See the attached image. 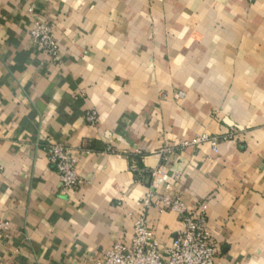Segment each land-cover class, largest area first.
<instances>
[{
    "label": "crops",
    "instance_id": "1",
    "mask_svg": "<svg viewBox=\"0 0 264 264\" xmlns=\"http://www.w3.org/2000/svg\"><path fill=\"white\" fill-rule=\"evenodd\" d=\"M50 143L80 186L62 190ZM130 160L207 206L216 264H264V0H0V264H96L142 215L168 246L180 218L144 209L163 181L135 183Z\"/></svg>",
    "mask_w": 264,
    "mask_h": 264
},
{
    "label": "built area",
    "instance_id": "2",
    "mask_svg": "<svg viewBox=\"0 0 264 264\" xmlns=\"http://www.w3.org/2000/svg\"><path fill=\"white\" fill-rule=\"evenodd\" d=\"M16 1L33 2L34 0ZM248 1L254 2L255 0ZM29 38L41 52L50 56L52 60L58 59V46L52 26L35 21L29 31ZM183 97L184 94L178 92L174 99L179 102ZM85 121L90 125H95L98 121L96 112H87ZM204 141V138L197 137L190 144L197 145ZM210 142L213 150L216 151V140ZM187 144V142L183 143L184 146ZM44 149L47 160L55 169L64 192L73 190L82 184L72 148L60 143H50ZM129 169L134 176L135 183L141 185H146L149 177L157 175L161 177L163 194L154 197V193L149 189L143 198L144 209L149 210L153 205V200L156 199L180 218L181 229L168 246H162L149 229L146 217L142 215L133 223V234L129 244H114L103 253L96 264H216L217 251L207 223V206L201 204L192 210L185 208L179 198L174 196L173 186L166 174L142 170L134 160L129 161ZM9 229V224L0 219V233L5 234Z\"/></svg>",
    "mask_w": 264,
    "mask_h": 264
}]
</instances>
